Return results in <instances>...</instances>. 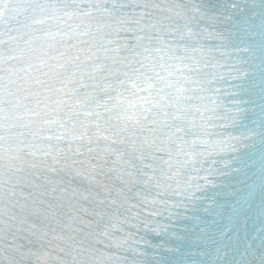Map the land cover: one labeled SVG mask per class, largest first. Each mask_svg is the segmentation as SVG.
<instances>
[{"label":"snow or ice","instance_id":"obj_1","mask_svg":"<svg viewBox=\"0 0 264 264\" xmlns=\"http://www.w3.org/2000/svg\"><path fill=\"white\" fill-rule=\"evenodd\" d=\"M0 264H264V0H0Z\"/></svg>","mask_w":264,"mask_h":264}]
</instances>
